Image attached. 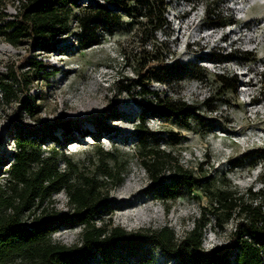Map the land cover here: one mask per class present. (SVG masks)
Segmentation results:
<instances>
[{
    "label": "rangeland",
    "instance_id": "374dc122",
    "mask_svg": "<svg viewBox=\"0 0 264 264\" xmlns=\"http://www.w3.org/2000/svg\"><path fill=\"white\" fill-rule=\"evenodd\" d=\"M17 1L4 0L0 5L2 24L6 18L17 19L25 0ZM197 2L206 5L219 2L220 5L221 0ZM130 5V11L110 7L120 21L109 28L111 31L98 28L100 43L90 48H80L79 39L73 34L76 31L58 41L57 47L47 54L32 50L30 42L15 48L2 33L4 28L0 29V82L8 81L15 91L9 101L0 92V183L7 177L14 150L9 134L16 125L37 130L58 118H71L81 124L84 132L79 130L65 138L62 130L57 129L54 135L62 144L48 138L43 149L55 147L60 155L66 154L75 162L86 161L84 167L100 147L111 149L116 145L117 156L129 158L124 183L109 196V205L115 212L112 217L106 215L105 222L128 232L163 228L167 223L179 237L193 227V216L198 214L199 207L209 202L198 189L165 203L148 193L150 181L140 166L137 142L132 136L135 120L142 113L139 103L153 100L159 94L173 99L184 98L189 104H195L196 114L189 121L148 119L147 124L158 135L162 147L178 155L185 168L198 173L203 166L212 179H220L225 174L238 187L254 185L258 188L256 176L264 173V5L252 6L244 20L231 18L232 13H223V25L232 26V29L246 27L248 20L255 17L260 25L247 31L243 28L235 36L227 37L220 31L222 25L207 21L205 15H198V19L183 16L182 20L173 16L172 22L167 17L169 26L156 31L139 12L138 1L132 0ZM214 49L230 58L219 61L210 55ZM28 56L45 63L48 74L36 76L34 71L30 72L31 66L25 63ZM159 61H167L170 66L177 61L185 66L197 62L202 70L195 73L188 66L170 76L169 81H158L154 77L152 82H147L146 76H141L140 80L147 83L150 90V93H143L141 85L132 83L129 78L139 77L137 69L140 74L146 71L153 74ZM220 73L238 74V92L227 90L217 95L213 104L205 105L206 98L220 89L216 78ZM126 83L133 85L129 91L121 88ZM26 88L27 94L24 93ZM31 108L37 115L29 114ZM114 108L118 113H113ZM100 114L106 115V127L95 121V116ZM86 129L94 135H88ZM176 138L180 139L177 144ZM61 168H65L63 162ZM56 196L57 208L68 211L64 195ZM237 222V219L227 222L224 231L208 229L205 248L229 242ZM240 222L244 221L240 219ZM103 223L98 222L97 226ZM79 230L59 231L55 239L72 246ZM167 259L168 255L159 246L149 244L145 253L130 264L177 263Z\"/></svg>",
    "mask_w": 264,
    "mask_h": 264
},
{
    "label": "trees",
    "instance_id": "16d2710c",
    "mask_svg": "<svg viewBox=\"0 0 264 264\" xmlns=\"http://www.w3.org/2000/svg\"><path fill=\"white\" fill-rule=\"evenodd\" d=\"M3 1L0 0V5ZM105 1L106 4L82 6L79 0H25L17 19L2 18L5 23L0 22V29L4 28L2 33L15 48L30 42L32 50L47 54L73 31H76L73 34L79 39L80 48H90L100 43L98 28L111 31L109 28L120 21L108 4L131 10L132 0ZM137 1L139 12L156 31L169 26L164 13L165 0ZM219 6V2L207 3L205 19L212 20L216 26H224V15L218 10ZM210 55L219 61L230 58V55L217 53V49L211 50ZM25 63L36 76L48 74L45 63L40 60L28 56ZM188 66L195 73L202 70L197 62L185 66L177 61L170 66L167 61H159L153 74L150 71L140 74L135 69L139 77L129 80L138 82L143 93H150L148 84L140 80L141 76H146L147 82H152L154 77L158 81H169L170 76ZM238 77L237 73L217 74L220 89L206 98L205 105L213 104L217 95L227 90L236 94ZM15 78L21 81L19 75ZM27 83L30 85L31 82L28 80ZM132 83L123 84L121 88L129 91ZM0 92L6 101L15 95L13 85L8 81L0 82ZM24 93L27 94V88ZM139 104L142 113L135 120L132 136L137 142L140 166L150 181L148 193L165 203L176 201L183 194L190 195L195 189L200 190L209 205L199 207L200 211L193 216V227L179 237L167 223L163 228L147 231L128 232L120 226L112 227L104 220L106 215L112 217L115 212L109 205V196L124 183L129 158L117 156L116 145L111 149L100 147L96 150L97 155L90 157L89 165L84 167L86 161L75 162L66 154L60 155L55 147L43 149L48 138L62 144L54 135L57 129L62 130L65 138L79 130L84 132L81 124L71 118H58L37 130L16 125L9 134L14 150L7 177L0 183V264H130L145 253L149 244L159 246L168 255L167 261L175 260L176 264H264V173L256 176L258 188L254 185L241 188L225 174L220 179H212L203 166L198 173L185 168L178 155L162 147L158 135L147 123L150 118L189 121L196 114L195 104H189L184 98L173 99L159 94L153 100ZM113 113L118 110L114 108ZM29 114L35 116L37 111L31 108ZM105 116H95V121L106 127ZM85 132L94 135L88 129ZM179 141L176 138V144ZM62 162L65 168H61ZM57 194L64 195L68 211L57 208ZM234 219L238 222L230 233L229 242L205 248L207 230L224 231L227 222ZM72 228L80 229L72 246L55 239L57 232Z\"/></svg>",
    "mask_w": 264,
    "mask_h": 264
},
{
    "label": "built area",
    "instance_id": "2783aa9c",
    "mask_svg": "<svg viewBox=\"0 0 264 264\" xmlns=\"http://www.w3.org/2000/svg\"><path fill=\"white\" fill-rule=\"evenodd\" d=\"M17 2L21 3L20 0ZM97 3L106 4L105 0H79V4L82 6H94ZM255 5H264V0H221L218 10L222 13H232V17L237 20H244L249 12V9ZM109 9L113 4H108ZM206 4L198 3L197 0H165V16L168 17L169 21L172 22L171 18L173 16L177 17V20H182L183 16L189 18H197L198 15H205ZM198 19V18H197ZM259 20L255 18H250L248 20V25L243 26L241 29H232V26L225 25L220 27V31L223 33L224 37L230 36L231 34L235 36L239 30L242 31L249 30L250 28L259 27ZM214 246V245H213ZM211 246V248L213 247Z\"/></svg>",
    "mask_w": 264,
    "mask_h": 264
},
{
    "label": "bare ground",
    "instance_id": "6f19581e",
    "mask_svg": "<svg viewBox=\"0 0 264 264\" xmlns=\"http://www.w3.org/2000/svg\"><path fill=\"white\" fill-rule=\"evenodd\" d=\"M139 215H142V212L141 213H138Z\"/></svg>",
    "mask_w": 264,
    "mask_h": 264
}]
</instances>
